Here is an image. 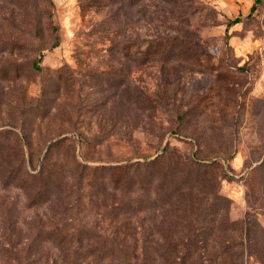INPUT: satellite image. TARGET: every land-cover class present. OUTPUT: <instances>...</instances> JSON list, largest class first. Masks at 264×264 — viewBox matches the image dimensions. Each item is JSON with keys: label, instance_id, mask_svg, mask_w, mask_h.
Segmentation results:
<instances>
[{"label": "rangeland", "instance_id": "rangeland-1", "mask_svg": "<svg viewBox=\"0 0 264 264\" xmlns=\"http://www.w3.org/2000/svg\"><path fill=\"white\" fill-rule=\"evenodd\" d=\"M41 1L0 0V264L10 229L43 211L22 185L46 155L74 186L76 161L142 159L166 144L218 167L212 184L185 186L194 207L184 198L170 228H160L170 205L151 193L132 217L138 250L165 264L160 235L177 232L178 249L209 264L226 248L264 264V0L228 30L211 0ZM122 194H91L74 211L102 232L122 230L109 217ZM130 195L149 198L140 185Z\"/></svg>", "mask_w": 264, "mask_h": 264}, {"label": "trees", "instance_id": "trees-1", "mask_svg": "<svg viewBox=\"0 0 264 264\" xmlns=\"http://www.w3.org/2000/svg\"><path fill=\"white\" fill-rule=\"evenodd\" d=\"M49 4L52 6L51 0ZM255 10L254 3L249 14ZM45 12L51 23L52 33L56 35L58 26L54 22V14L49 9ZM240 22H243L241 16L227 19L226 29ZM161 42L162 40L157 44ZM58 43L57 39L53 47ZM34 66L40 67L38 59L34 61ZM61 141L63 139L53 141V145ZM160 151L152 157L109 164L89 165L76 161L77 180L74 186L67 182L68 177L62 167L58 168L49 163V154L46 155L35 173H25L28 179L25 178L22 185L28 197L32 198L31 205L43 211L20 219L21 226L18 231L10 229V233L3 240L4 246L2 245V254L7 264H150L145 251L137 248L138 225L134 224L132 217L140 212L146 203L152 202L150 196L155 191L156 206L159 207L162 202L170 205L169 210L162 214L160 228L165 223L169 228L176 225L179 217L180 221L184 219L179 211L183 199L187 198L191 207H194L195 196L184 194L185 186L187 185L193 193L196 184L206 180L212 184L210 172L212 166L218 167L219 162V159H200L196 153L180 155L168 144ZM136 185L145 189L149 198H132L130 194L134 193ZM85 191H88L86 197ZM75 192H78L77 198ZM119 192L126 198L120 199L109 217L111 221L114 219L119 224L118 229L122 230L102 232L95 228L98 222L90 225L84 215L80 216L79 210L74 211L76 201L92 204L94 201L90 198L91 194H100L106 198ZM216 195L221 196L219 192ZM116 209L118 211L115 213ZM118 213L120 214L116 217ZM190 215H193V212ZM188 217L189 226H192V218L189 215ZM8 227H12L11 221ZM162 239L167 243L162 245L160 251L165 264H209L202 252L194 257L193 251L178 249L180 238L177 232L164 233L160 235V241ZM243 257L244 248L239 251L226 248L211 257V264H244Z\"/></svg>", "mask_w": 264, "mask_h": 264}, {"label": "crops", "instance_id": "crops-1", "mask_svg": "<svg viewBox=\"0 0 264 264\" xmlns=\"http://www.w3.org/2000/svg\"><path fill=\"white\" fill-rule=\"evenodd\" d=\"M213 4L218 7L228 18H236L240 15H246L255 3V0H211ZM257 43L264 44V32L263 38Z\"/></svg>", "mask_w": 264, "mask_h": 264}]
</instances>
